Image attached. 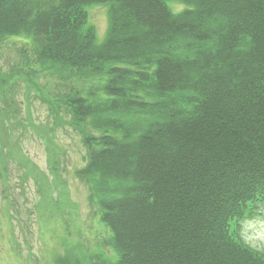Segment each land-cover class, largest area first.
Instances as JSON below:
<instances>
[{
    "label": "trees",
    "instance_id": "16d2710c",
    "mask_svg": "<svg viewBox=\"0 0 264 264\" xmlns=\"http://www.w3.org/2000/svg\"><path fill=\"white\" fill-rule=\"evenodd\" d=\"M91 6L106 9L101 41ZM18 36L33 60L0 91L23 133L4 83L25 65L94 87L33 91L80 132L111 264H264L238 238L264 207V0H0V43Z\"/></svg>",
    "mask_w": 264,
    "mask_h": 264
},
{
    "label": "rangeland",
    "instance_id": "374dc122",
    "mask_svg": "<svg viewBox=\"0 0 264 264\" xmlns=\"http://www.w3.org/2000/svg\"><path fill=\"white\" fill-rule=\"evenodd\" d=\"M87 12L101 41L107 30L106 9L91 6ZM24 59L33 60L30 39L8 37L1 42L0 81L11 78L16 63ZM25 66L23 81L4 83V94L11 91L21 118H29L33 130L23 133L25 125L10 121L8 112L14 109L8 105L10 97L0 91V264H111L116 259L111 234L100 222L91 186L78 177L88 154L80 132L66 117L57 127L33 91L40 88L57 99L59 92H88L94 87L91 83L83 87L77 77L62 81L65 77L48 74L34 61ZM29 90L36 99L30 93L25 97ZM42 126L52 133L40 132ZM238 238L264 253V207L241 224Z\"/></svg>",
    "mask_w": 264,
    "mask_h": 264
}]
</instances>
